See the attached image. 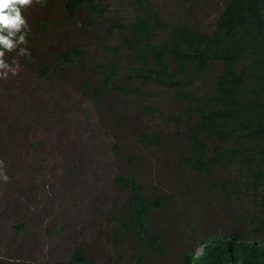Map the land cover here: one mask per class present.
<instances>
[{
    "label": "trees",
    "instance_id": "obj_1",
    "mask_svg": "<svg viewBox=\"0 0 264 264\" xmlns=\"http://www.w3.org/2000/svg\"><path fill=\"white\" fill-rule=\"evenodd\" d=\"M50 1L32 0L30 5L45 10L25 15L26 43L19 46L27 50L24 59L43 57L37 76L79 89L111 126L144 117L155 126H172L171 139L162 128L142 125L128 137L154 155L173 145L177 173L223 196L207 213L215 217L213 223L186 234L183 227L196 225L205 213L194 207L195 212L179 211L171 218L170 204L188 193H168L155 185L150 190L136 171L138 156L127 154L126 168L113 177L118 199L101 212L113 222L108 230L117 248L112 258L102 263L76 241L68 256L53 264H165L170 247L161 223L182 241L193 238V248L185 243L177 254V264H264V0H225L205 30L181 17L168 21L150 0H125L131 8L127 15L109 7L113 0H52L54 9ZM203 1L172 3L187 7ZM40 33L51 37L48 45L37 40ZM73 35L88 42H67L52 51L58 36L65 43ZM93 37L108 41L90 44ZM80 63L82 75L71 82V69ZM129 100L135 101L134 109ZM179 128H186L184 141L176 139ZM23 131L25 137L29 131ZM118 137L121 142L112 144L116 155L126 142Z\"/></svg>",
    "mask_w": 264,
    "mask_h": 264
},
{
    "label": "rangeland",
    "instance_id": "obj_2",
    "mask_svg": "<svg viewBox=\"0 0 264 264\" xmlns=\"http://www.w3.org/2000/svg\"><path fill=\"white\" fill-rule=\"evenodd\" d=\"M51 2L53 9L57 7ZM150 2L166 13L168 21L181 17L205 30L213 26L225 0H204L187 7H179L172 0ZM115 5L122 15L131 11L125 0L121 3L113 0L109 7ZM44 10L32 4L23 13L35 16ZM28 19L31 20V16ZM60 26L68 29V24L61 23ZM52 34L56 35L51 31ZM65 39L64 43L58 36L59 41L52 51H58L67 42L75 45L88 42L74 35ZM37 40L48 45L51 37L47 33L40 34ZM107 41L106 38L89 39L90 44ZM19 46L4 55L9 64L16 59L17 72L0 76V263L38 264L48 261L53 264L67 257L76 241L102 263L109 261L117 249L109 240L108 230L113 222H108L101 212L112 207L118 199L113 177L126 168L124 159L127 154L138 156L136 171L150 190L155 185L168 193H188L180 197L178 204H170L168 213L171 218L179 211L186 210L188 215L195 212L193 207H197L199 212L205 213L202 223L205 226L213 223L215 217L209 218L207 213L220 205L223 196L213 191L209 194L177 173V152L173 145L165 147L162 155H154L150 148L138 146L128 137L137 129L134 126L142 125L162 128L171 139L176 135L172 126L165 123L155 126L157 124L146 117L143 122L120 121L115 127L111 126L96 103L79 89L55 78L38 77L36 65L43 61V57L24 59L26 55H17ZM83 65L80 63L77 69H71V82H76L82 75ZM150 100L153 98H145V101ZM129 101L134 109L135 101ZM25 128L29 132L23 137ZM185 129H178V141H184ZM118 135L126 142L121 143L116 155L112 144L120 140ZM203 224L197 221L193 226L189 222L183 231L195 234ZM18 225H21L20 232L15 228ZM160 226L166 232L170 247L164 262L173 264L176 255L184 250L185 243L189 247L193 245V238L187 240L184 236L182 241L176 231L166 229V224ZM128 250H132V245Z\"/></svg>",
    "mask_w": 264,
    "mask_h": 264
},
{
    "label": "clouds",
    "instance_id": "obj_3",
    "mask_svg": "<svg viewBox=\"0 0 264 264\" xmlns=\"http://www.w3.org/2000/svg\"><path fill=\"white\" fill-rule=\"evenodd\" d=\"M31 3L32 0H0V70H3L0 71V76L6 77L9 72H11L12 74H15L17 72L19 65L16 62V59L13 58L12 64H9L4 59V55L5 52L12 51L19 45L26 43V33L25 31H22V29H26L27 22L25 14L23 12L25 7L30 5ZM28 18L29 17H27V19ZM26 54V48L19 47L17 55L23 56ZM4 179H7V177H4ZM202 216L203 218L205 217V215ZM202 222V220L199 221V224H203ZM191 247L193 248V245ZM201 253L202 248L199 247L195 255L199 257L200 255H202ZM179 256L180 254L175 257L173 264H177Z\"/></svg>",
    "mask_w": 264,
    "mask_h": 264
}]
</instances>
